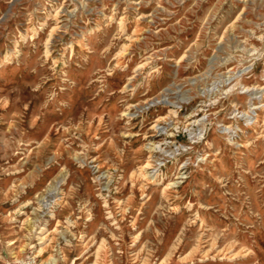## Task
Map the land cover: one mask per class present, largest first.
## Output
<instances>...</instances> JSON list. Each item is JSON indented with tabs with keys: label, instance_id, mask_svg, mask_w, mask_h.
<instances>
[{
	"label": "rangeland",
	"instance_id": "rangeland-1",
	"mask_svg": "<svg viewBox=\"0 0 264 264\" xmlns=\"http://www.w3.org/2000/svg\"><path fill=\"white\" fill-rule=\"evenodd\" d=\"M0 264H264V0H0Z\"/></svg>",
	"mask_w": 264,
	"mask_h": 264
}]
</instances>
